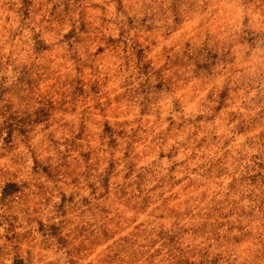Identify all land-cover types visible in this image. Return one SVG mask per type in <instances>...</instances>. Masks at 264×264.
Returning <instances> with one entry per match:
<instances>
[{
	"label": "clouds",
	"instance_id": "1",
	"mask_svg": "<svg viewBox=\"0 0 264 264\" xmlns=\"http://www.w3.org/2000/svg\"><path fill=\"white\" fill-rule=\"evenodd\" d=\"M0 264H264V0H0Z\"/></svg>",
	"mask_w": 264,
	"mask_h": 264
}]
</instances>
